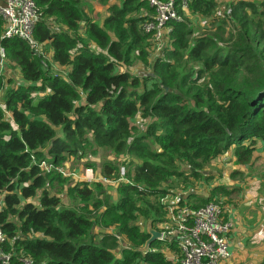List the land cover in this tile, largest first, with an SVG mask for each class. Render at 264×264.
Segmentation results:
<instances>
[{
	"label": "trees",
	"instance_id": "1",
	"mask_svg": "<svg viewBox=\"0 0 264 264\" xmlns=\"http://www.w3.org/2000/svg\"><path fill=\"white\" fill-rule=\"evenodd\" d=\"M33 1L39 50L2 38L0 18L2 60L16 69L0 98V249L10 264H179L174 241L141 249L148 228H162L161 199L188 178L210 180L204 168L228 152L249 163L260 142L264 155V0L228 1L222 47L182 17L210 20L216 0H187L179 19L164 22L159 50L142 28L154 15L147 0L110 2L100 22L81 0ZM48 50L63 73L51 72ZM12 80L0 72V92ZM102 153L112 156L102 176L117 179L123 168L114 202L97 197L103 183H71L56 169ZM229 191L214 184L175 204L195 210ZM219 201L228 214V199Z\"/></svg>",
	"mask_w": 264,
	"mask_h": 264
},
{
	"label": "rangeland",
	"instance_id": "2",
	"mask_svg": "<svg viewBox=\"0 0 264 264\" xmlns=\"http://www.w3.org/2000/svg\"><path fill=\"white\" fill-rule=\"evenodd\" d=\"M114 1L115 0H81L80 4L82 9L86 11V14H89L94 21L100 22L107 12V5ZM228 1L229 0H216L217 4L214 15L210 20L196 18L185 12L182 17L188 20L189 26L193 30V35H198L203 32L212 34L216 38L217 45L222 47L224 45V39L226 38L225 31L231 27L230 19L228 18ZM217 26L219 28H217ZM44 60H46L50 66L51 72L63 73L62 70L50 62L47 54H44ZM0 72L3 73L5 77L13 79L11 82L4 81L3 88L0 92L1 98L7 91L8 86L16 82V69L12 66H7L4 60H1ZM259 147L260 142H257L253 154L255 158L249 163L236 164L230 152L216 158L209 166L204 168V173L211 177L210 180L204 181L202 178H188L184 183L178 182V186L176 185L173 188L174 191L172 195H167L162 198L165 203L169 204L175 203L178 199L185 198L188 193L191 192L207 194L214 184L228 187V190H230L228 196L219 195L220 193L214 194L213 200L218 201L215 203H219V200L223 201L225 198L228 199L226 205H229L228 208H230L231 213L233 211L232 209H234L233 223L235 225L237 221H240L241 224L245 226L246 231L251 232L249 235V239H251L249 240V244L251 245H246L243 253H241L238 251L239 244L235 243L234 256L225 264H252L260 260L264 254H262L264 251V230H260L263 229L260 220L264 219V155ZM105 156L108 157L109 155L102 153L96 159H93V157H84L79 163H71V161H68V164H65L67 166L64 167L63 170L74 175L69 176L71 178L70 180H72L71 183L81 180V177L96 178L99 172V165ZM127 157L133 159L129 156H126V158ZM84 160L93 162V168H90L91 174L89 175L84 173L85 167L81 164ZM104 186V193L98 194L97 197L103 199L104 195H106L109 202L116 201L117 194L114 189L115 185L104 184ZM65 204L67 206H72L70 200L66 201ZM143 226V228H145L147 224L145 223ZM257 226H259L258 229H256ZM103 231L110 234L113 233L111 228L104 229ZM100 232H102L101 229L99 230L97 227L92 228V239L94 241L99 240L101 236ZM253 237H255V239ZM141 249H143V246ZM166 249L167 247L164 246L162 251L165 253V251H167ZM166 255L169 258L170 254ZM171 261L174 262V259H171Z\"/></svg>",
	"mask_w": 264,
	"mask_h": 264
},
{
	"label": "built area",
	"instance_id": "3",
	"mask_svg": "<svg viewBox=\"0 0 264 264\" xmlns=\"http://www.w3.org/2000/svg\"><path fill=\"white\" fill-rule=\"evenodd\" d=\"M153 9V19L146 21L143 31L153 32L156 41L155 49L159 50L162 43L163 24L167 19H179L176 8L186 9L187 0H147ZM0 18L3 21L2 38H19L30 47L39 50L40 47L32 37V30L37 19V8L33 0H0ZM3 49L0 47V61ZM40 166L48 169L43 161ZM63 176H74L57 167ZM86 175L91 174V169L84 168ZM123 168L120 167L117 179H108L97 173L96 178L81 177L87 182L98 181L103 184L117 185L121 181ZM162 203H165L162 199ZM173 204V205H172ZM169 203L165 220L161 223L159 238L167 243L174 241L180 253L179 264H225L232 255L234 245L231 234L233 222L230 212L224 215L220 203L208 202L193 210L187 206ZM3 235L0 233V242ZM167 250V249H166ZM170 260L174 256L169 255ZM26 260L22 264H27ZM0 264H10L9 255L0 249Z\"/></svg>",
	"mask_w": 264,
	"mask_h": 264
},
{
	"label": "crops",
	"instance_id": "4",
	"mask_svg": "<svg viewBox=\"0 0 264 264\" xmlns=\"http://www.w3.org/2000/svg\"><path fill=\"white\" fill-rule=\"evenodd\" d=\"M47 55H48V57H49V59H50V50H48L47 51ZM55 65V64H54ZM56 66V65H55ZM58 68V67H57ZM245 204H247V203H245ZM233 211H234V209H232ZM233 211H232V213H231V211H230V214H231V217H232V219H233ZM232 222H233V220H232ZM262 223V227H263V229H260V230H264V219H262V220H260V224ZM239 225V226H238ZM237 226H238V228H237ZM260 226V225H259ZM259 226H257V228L256 229H258V227ZM250 233L251 232H248V231H246V228H245V226L243 225V224H241V222L240 221H237V224H235L234 225V223H233V231H232V234H231V239L233 238V241H234V244L235 243H237V244H239V250L238 251H240L241 253H243V251H244V248H246V245H251V244H249V240H251V239H249V235H250ZM253 236V235H252ZM254 239H255V237H253ZM236 245V244H235ZM235 245H232V255H231V257H230V259L234 256V249H235ZM166 252V254H168L169 255V253L167 252V251H165ZM264 253V251L262 252V254ZM171 256V255H170ZM228 262V261H227ZM227 262H225V263H227Z\"/></svg>",
	"mask_w": 264,
	"mask_h": 264
},
{
	"label": "water",
	"instance_id": "5",
	"mask_svg": "<svg viewBox=\"0 0 264 264\" xmlns=\"http://www.w3.org/2000/svg\"><path fill=\"white\" fill-rule=\"evenodd\" d=\"M148 234H149V237L147 238V240L144 242V245H143V249H145L149 243L151 241H153L154 239H157L159 238V232L156 231V230H153L151 228H148Z\"/></svg>",
	"mask_w": 264,
	"mask_h": 264
}]
</instances>
